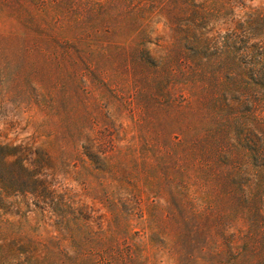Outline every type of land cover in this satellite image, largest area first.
<instances>
[{
  "label": "trees",
  "instance_id": "trees-1",
  "mask_svg": "<svg viewBox=\"0 0 264 264\" xmlns=\"http://www.w3.org/2000/svg\"><path fill=\"white\" fill-rule=\"evenodd\" d=\"M253 1L37 0L62 37L37 27L36 50L131 76L142 122L164 129L154 143L185 190L186 205L173 199L187 213L185 264H264V0ZM31 155L0 143V264L147 263L131 208L104 224Z\"/></svg>",
  "mask_w": 264,
  "mask_h": 264
},
{
  "label": "rangeland",
  "instance_id": "rangeland-1",
  "mask_svg": "<svg viewBox=\"0 0 264 264\" xmlns=\"http://www.w3.org/2000/svg\"><path fill=\"white\" fill-rule=\"evenodd\" d=\"M41 9L37 0H0V143L32 152L53 185L114 229L131 208L129 227L144 240V264H185L187 213L173 205L187 204L185 190L154 143L164 129L142 122L131 76L74 69L58 53L36 50L42 37L37 27L50 38L62 37L52 13L44 16ZM148 116L164 126L163 110ZM88 152L100 157L97 163L89 162ZM112 209L118 211L113 220Z\"/></svg>",
  "mask_w": 264,
  "mask_h": 264
}]
</instances>
